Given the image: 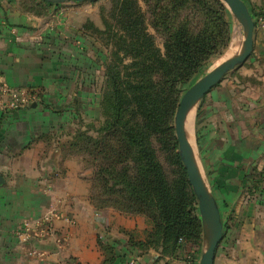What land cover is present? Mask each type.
<instances>
[{"label":"crops","instance_id":"0c3cea01","mask_svg":"<svg viewBox=\"0 0 264 264\" xmlns=\"http://www.w3.org/2000/svg\"><path fill=\"white\" fill-rule=\"evenodd\" d=\"M245 1L264 16V0ZM88 21L102 27L80 7L49 6L38 13L18 0H0V74L14 87L37 92L30 105L0 111V264H103L98 239L115 242V264H127L120 257L126 252L134 264H185L130 247V238H145L151 224L97 206L93 171L72 152L71 143L102 120V45ZM196 143L228 232L226 247L236 239L230 264H245L244 255L250 264H264V22L256 24L250 58L200 102ZM50 210L58 211L54 225L66 241L38 239L46 257L26 256L16 229L36 224Z\"/></svg>","mask_w":264,"mask_h":264},{"label":"trees","instance_id":"16d2710c","mask_svg":"<svg viewBox=\"0 0 264 264\" xmlns=\"http://www.w3.org/2000/svg\"><path fill=\"white\" fill-rule=\"evenodd\" d=\"M144 2L146 10L138 0H116L109 15L102 14L103 28L86 23L88 30L105 37L113 52L101 97L103 125L95 129L97 136L81 133L71 149L94 170L92 200L97 206L146 214L152 222L145 240L131 237L130 247L187 261L188 254L194 256L188 243L201 244L195 195L189 192L184 167L177 183L168 181L153 138L173 132L183 86L222 53L231 31L219 0ZM40 8L31 10L46 11L45 5ZM98 242L103 264H115V242ZM127 256L120 255L125 262Z\"/></svg>","mask_w":264,"mask_h":264},{"label":"water","instance_id":"95a60500","mask_svg":"<svg viewBox=\"0 0 264 264\" xmlns=\"http://www.w3.org/2000/svg\"><path fill=\"white\" fill-rule=\"evenodd\" d=\"M49 3H63L69 0H45ZM75 2L97 0H72ZM232 13L243 25L245 35L241 49L234 55L223 60L202 77L196 80L183 94L175 117L176 137L179 153L186 167L190 183L197 196L199 211L208 243L203 250L199 264H215L217 248L224 236V222L218 202L208 185L199 166L196 150L189 140L187 119L192 109L198 108L202 99L231 71L245 63L254 50L256 21L245 0H224ZM3 177L0 175V183Z\"/></svg>","mask_w":264,"mask_h":264},{"label":"rangeland","instance_id":"374dc122","mask_svg":"<svg viewBox=\"0 0 264 264\" xmlns=\"http://www.w3.org/2000/svg\"><path fill=\"white\" fill-rule=\"evenodd\" d=\"M18 1L21 3V5H23L25 7H29L30 9H38V10L41 9L40 7L42 5H45V7H46L45 10H47V8H49V6L50 7H52V6L62 7V8L80 7L85 11V13L87 15L95 18L96 22L101 23L102 27H99L96 25L98 28L104 27L102 14H105V15L108 14L109 15L110 10L115 6V3H116V0H97V1H84V2H75V1L69 0V1H66L63 3H49L45 0H18ZM219 1H221V3L224 6L226 19L230 25V31H231L230 42H229L228 46L222 51V53H219V54L212 56L206 62L205 66L201 69V71H199L195 75V77H193V79H191L185 86H183L182 92H181V98H182L183 94L187 91V89H189L196 80H198L205 73L210 71L216 65L221 63L223 60L234 55L235 53H237L241 49L240 46H241V42L244 39V35H245L244 30L245 29H244L243 25L239 22V20L235 17V15L232 13V11L228 7V5L225 3V1L224 0H219ZM73 3H75L76 5L75 6L72 5ZM138 3L140 5V7L143 8V10H146V3L144 2V0H138ZM250 11H251V13L255 19L258 14L252 10H250ZM91 22L94 23L93 21H91ZM237 28H238V30H237ZM91 30H93V29H91ZM91 33L94 34L100 40L101 45H102V66H103L102 75H101L102 76L101 95H102L104 92L105 86H106L105 73H106L107 62L109 61L110 57L112 56L113 49H112V47H110L109 44H107L105 37H101L100 34L98 35V34L94 33V31H91ZM237 36H240V37H237ZM235 41L238 43H236ZM162 43L163 42H162V39L160 37L159 38V44L161 47H163ZM181 98H180V101H181ZM179 104H180V102H179ZM178 107H179V105H178ZM176 113H177V110H176ZM176 113H175V117H176ZM197 113H198V108H195L194 123H193V127H192L193 135H192V139L190 141L195 149L197 148V143H196ZM175 117H174V123H173V128H174L173 132L172 131H166L163 134L158 135V136L153 138V145H154V148L156 150L158 160L164 169V172L166 174L168 181L171 183H177L180 180V178L183 177V167L186 169L182 158H181V163H180L178 160V157H177V155H180V153H179V143H178V140L176 137ZM103 122H104V117L102 115V120H101V123L98 127L102 126ZM91 135L97 136L98 134H96L94 131L93 133H91ZM92 159H93V157H92ZM89 169L94 171L92 168H89ZM202 173L204 175L203 170H202ZM188 180H189V176H188ZM189 183H190V180H189ZM189 192L191 194H192V192L194 193V190H193L191 183L189 184ZM194 195H195V200H196L194 203V207L196 208L195 211H196V214L198 215V217L200 218L201 225H202L201 244H200V246H197L195 244L193 245L192 243H188V244L190 245V247L193 251V254H194L195 261L193 262V264H199L202 252L206 248L207 243H208V235H207V232L205 231V227L203 225L202 218L200 215L197 196L195 193H194ZM133 215L145 217L149 221V223L151 224V227H152V222L149 220V218L146 214H133ZM227 233L226 232L224 233L223 239L217 248L216 256H215V264H230V261L233 260L232 256H233V252H234L233 249L235 248L234 246L236 244V239L233 240L232 247H229V249H228L226 247V244L227 243L229 244V242L227 239H225ZM145 238L137 239V240H145ZM238 245H239V243H238ZM237 248H239V246ZM134 249L139 250L142 253L145 251L140 247L139 248L135 247ZM242 250L247 251L248 248H245V249L243 248ZM196 251H198V252H196ZM245 257L246 256L244 255V259H245L244 263L250 264L248 257H246V258ZM184 262H185V264H188L187 261L184 260ZM231 264H233V263H231Z\"/></svg>","mask_w":264,"mask_h":264},{"label":"built area","instance_id":"2783aa9c","mask_svg":"<svg viewBox=\"0 0 264 264\" xmlns=\"http://www.w3.org/2000/svg\"><path fill=\"white\" fill-rule=\"evenodd\" d=\"M255 21L256 24L264 22V16L257 15ZM36 97L37 92L32 88L14 87L7 81L4 75L0 74V111L9 112L24 108L30 105ZM57 212L56 210H50L36 224L26 221L16 229L15 235L18 240V248L22 249L26 256L40 259L46 257L47 252L35 245L38 239L56 236L62 243L66 241L67 237L62 234L58 235L59 232L54 225ZM64 219L69 223H74V220L70 216H64ZM194 261V256L188 254V264H193ZM134 263V259H130L127 262V264Z\"/></svg>","mask_w":264,"mask_h":264},{"label":"bare ground","instance_id":"6f19581e","mask_svg":"<svg viewBox=\"0 0 264 264\" xmlns=\"http://www.w3.org/2000/svg\"><path fill=\"white\" fill-rule=\"evenodd\" d=\"M237 30H238V28H237ZM237 37H240V36H237ZM236 43H238V42H236ZM240 48H241V46H240ZM194 116H195V108L191 110V112L188 115V119H187V132H188V136H189V140L190 141H191L192 135H193V129H192V127H193V123H194Z\"/></svg>","mask_w":264,"mask_h":264}]
</instances>
